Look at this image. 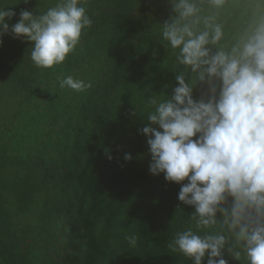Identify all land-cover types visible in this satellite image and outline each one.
<instances>
[{
    "label": "trees",
    "instance_id": "1",
    "mask_svg": "<svg viewBox=\"0 0 264 264\" xmlns=\"http://www.w3.org/2000/svg\"><path fill=\"white\" fill-rule=\"evenodd\" d=\"M59 2L3 5L39 16ZM248 3L229 0L220 11L226 47L250 18ZM84 6L92 26L62 64L38 68L30 59L33 42L2 38L0 264H192L168 244L177 231L194 227L193 208L177 199L179 184L149 172L147 137L139 131L150 123L147 97L171 93L177 83L174 56L160 37L171 5L85 0ZM19 43L29 50L30 65L17 52ZM68 75L92 87L60 88ZM128 235L137 237L135 247ZM238 250L239 260L227 251L225 259L248 264Z\"/></svg>",
    "mask_w": 264,
    "mask_h": 264
},
{
    "label": "clouds",
    "instance_id": "2",
    "mask_svg": "<svg viewBox=\"0 0 264 264\" xmlns=\"http://www.w3.org/2000/svg\"><path fill=\"white\" fill-rule=\"evenodd\" d=\"M84 2L60 0L39 16L22 10L11 25L16 12L0 7V45L5 34L23 37L36 67L62 64L92 26ZM168 2L160 37L177 83L147 97L150 123L139 129L149 172L179 184L177 199L193 208L194 227L177 231L168 248L192 264H229L225 251L239 260L242 247L248 264H264V0H249L250 18L227 47L219 13L229 0ZM59 87L80 93L92 84L68 75ZM125 239L136 246L135 235Z\"/></svg>",
    "mask_w": 264,
    "mask_h": 264
},
{
    "label": "rangeland",
    "instance_id": "3",
    "mask_svg": "<svg viewBox=\"0 0 264 264\" xmlns=\"http://www.w3.org/2000/svg\"><path fill=\"white\" fill-rule=\"evenodd\" d=\"M0 7L11 8V9H13L16 12V15H20V11L18 10V5H16V4L3 5V0H0ZM33 12H34V10H33ZM34 13H36V12H34ZM4 36H6L7 38H15L12 34H5ZM20 39H22L23 43H26V41H27L23 37H21ZM17 52H21V55H23L24 63L30 65V60L28 58L29 50L26 48V45L24 47L22 45V43H19L18 46H17Z\"/></svg>",
    "mask_w": 264,
    "mask_h": 264
}]
</instances>
